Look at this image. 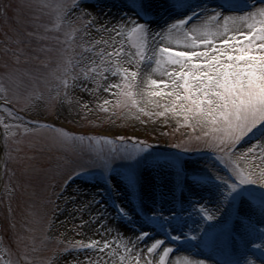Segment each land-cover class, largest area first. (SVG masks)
I'll use <instances>...</instances> for the list:
<instances>
[{"label":"snow or ice","instance_id":"1","mask_svg":"<svg viewBox=\"0 0 264 264\" xmlns=\"http://www.w3.org/2000/svg\"><path fill=\"white\" fill-rule=\"evenodd\" d=\"M11 7L3 5L4 16ZM29 7L35 13V30L28 35L48 42L41 45L39 52L55 51L57 58L55 66L41 76L16 67L0 76V126L6 134L21 128L25 134L51 129L58 134L55 142L64 150L87 148L97 153L95 170L80 164L63 183L55 182V171L50 175L48 169L32 165L24 169L35 173L41 193L47 203L53 204L55 219L79 218L73 227L83 238L70 242L75 255L65 259L64 264H210L188 255L173 258L171 254L177 249L170 241L152 234L160 227L172 240L198 241L205 248L228 247L243 229L259 236L260 242L254 247L264 251V196L255 197L244 191L245 186L253 185L264 191V0L243 14H225L219 8L193 12L158 31L136 19L113 21L102 17L84 0H31ZM90 29L99 39L92 36ZM82 34L91 39L81 53H76V37ZM171 41L182 47H173ZM23 43L19 36L6 34L4 51L14 65L27 56L21 49ZM36 59H40L38 53ZM48 61L45 56L41 62L49 66ZM153 64L161 78H153V71L149 70ZM111 76L117 79L103 88L111 99L97 101L99 110L115 115L114 109L122 108L121 117L140 120L146 116L148 119L141 121L145 124L158 117L168 123L171 116L177 118L178 126L191 132L199 130L195 140L209 150L211 157L203 168L187 166L186 146L178 144L175 147L180 151L158 152L153 145L137 142L135 137L126 141L123 136L74 135L22 114L45 98L39 90V80L47 84L51 77L56 81L55 98L63 94L71 102L69 90L80 88L92 93L99 90L100 80L108 81ZM26 78L31 84L26 83ZM89 84H97V88ZM13 103H23L24 108L18 111ZM83 107L92 111L87 102ZM257 132L258 139L244 143ZM102 145L108 147L104 149ZM95 172L101 174L103 181L96 178L95 190L83 180L77 182L79 177ZM117 176L120 180L114 182ZM26 182L32 186L33 178ZM72 184L76 187L72 188ZM17 187L23 190L24 183L18 180L10 195L15 194ZM121 188L130 199L123 203L117 200L111 208L115 216L109 218L110 206L104 194L110 191L118 197ZM48 189L52 191L49 193ZM201 189L214 193L215 207L195 199ZM150 196L160 207H146ZM130 204H139L138 212L147 218L138 229L116 223L114 231L115 218L128 224L136 222ZM245 205L249 211H245ZM257 209L261 219L254 223L251 213ZM31 216L32 223L40 222L35 211ZM197 221L199 227H195ZM149 224L154 226L145 230ZM27 239L18 234L17 258H10L13 250L8 247L0 255V264H30V260L35 264L30 257L35 248L27 244ZM53 261L49 258L41 264ZM247 264L257 262L249 260Z\"/></svg>","mask_w":264,"mask_h":264},{"label":"rangeland","instance_id":"2","mask_svg":"<svg viewBox=\"0 0 264 264\" xmlns=\"http://www.w3.org/2000/svg\"><path fill=\"white\" fill-rule=\"evenodd\" d=\"M138 0H92L85 1V4L93 7L102 17H106L113 21H121L128 19H136L143 23L138 15L135 13V3ZM156 0H140V7L142 11L151 12L156 20L150 23V27L153 31L164 30L168 25L166 21L161 22L157 17V7H155ZM168 3L169 8L173 10L172 22L176 19L183 18L193 12H199L201 10L216 9L219 8L228 13H240L252 10L253 5H259L260 0H231L235 3L234 8H226L222 5L220 0H165ZM31 0H0V76L6 71H9L12 67H16L25 72H32L36 76H41L50 71V67L55 66L57 53L55 51L49 53L39 52V48L43 43L37 37L29 36V32H33V17L34 10L29 7ZM10 4L12 7L8 11L7 17L4 16V4ZM246 3L249 5L248 9L240 10L239 4ZM179 12V13H178ZM176 13V14H175ZM75 21V17H71ZM78 26V22H77ZM159 28V29H158ZM92 36L99 39L95 31L90 29ZM6 34L8 36H19L24 43L21 45L23 52L27 53V56L21 57L20 63L14 65L11 58L5 54L4 43ZM91 37L87 35H81L76 37L75 52L81 53ZM173 47H182L176 45L175 41L170 42ZM39 54L40 59H36V54ZM45 56L49 57L48 64L45 66L41 61ZM8 65V67H6ZM155 68V66H154ZM79 71V69H77ZM158 78H161L158 73ZM117 77L111 76L108 81H99V90L88 93L83 89L77 88L76 90H69V100H65L63 94L59 98H55L56 93V81L51 77L48 79V83L45 84L43 80L37 81L39 84V90L44 94V99L36 102L35 106L31 110L24 109L22 114L29 120L39 119L41 123L53 122L57 124L58 128H63L65 131L71 132L74 135L89 134V135H108L113 138L120 136L125 137L126 141H131L133 137L136 141H146L147 143L156 147L158 152H175L181 149L176 148V145L186 146L188 152L185 153V159L188 162L187 166L203 168L204 162L210 160L209 150L204 148L202 144H199L195 137L199 135L197 132H191L190 129L184 126H178L177 118L169 116V122L164 123L162 117H158L156 121L145 124L142 120H147L148 117L143 116L140 120L132 118H123L120 116V112L124 111L122 108L114 109L115 115L112 112L100 111L97 105V101L102 99H111L109 93L103 90L104 85L108 82L116 80ZM26 83L31 84V80L26 78ZM91 88H97V84H89ZM53 99L50 101L49 96ZM160 100L161 98H155ZM88 103L91 112L87 111L83 104ZM13 108L21 110L24 108L23 103H13ZM110 107V106H109ZM151 110L155 111L154 108ZM2 115V113H0ZM111 117V119H109ZM29 127H34L29 125ZM57 128V127H56ZM0 255L4 254V250L10 247L13 250L11 259H16L15 250L17 248V235H25L28 237L27 244L30 247H34L35 251L30 252V257L35 261V264H41L43 261H47L49 258H54L53 264H64L65 259H69L75 255L72 250L71 241L81 240L82 235H78L73 225L79 223V218L73 220L68 219L66 216H59V219H55L53 216L52 208L53 204L47 203V197L40 191V182L35 179V173L29 169L24 171L27 165H32L37 169H48L49 174L52 175L55 171V182L63 183L65 179H68L71 175L73 168L83 164L85 167L95 170L96 165L94 157L97 155L95 150L85 149L84 151H71L64 150L59 147L55 142L54 137L58 134L51 129H36L35 132L25 134L23 128L12 129L11 132L5 133L2 126H0ZM191 137V139H189ZM259 137V132L250 135L245 141V144L254 142ZM7 140V143H5ZM19 141V142H17ZM106 149L107 145H102ZM11 157H18V159H12ZM28 157H36L35 160H28ZM5 162H7L5 166ZM117 163H120L119 161ZM59 166V167H57ZM220 167V165H217ZM15 173V175H13ZM227 174V173H225ZM33 178L32 186L26 182L29 178ZM102 183V177L99 172H95L88 176H81L77 182L83 180L88 183V186L95 190L97 186V179ZM24 183V189L16 188L14 195H10L13 186L17 185V181ZM120 180L117 176L114 182ZM72 188L76 187V184L71 185ZM58 190V189H57ZM52 189H48L50 193ZM244 191L250 193L255 197L264 196V191H261L259 186H245ZM151 192V189H149ZM111 193V192H110ZM109 194L108 191L104 194L105 201L109 204V218L115 216V213L111 212V208H114L112 200L117 203L129 201V197L125 195L124 189H120L119 196L115 194ZM112 196V197H111ZM195 199L204 201L209 207H215L212 201L215 199L214 193L201 189ZM54 201L55 198L52 197ZM59 203H63L60 201ZM146 207L155 209L160 205L151 196L146 200ZM139 204H130V209L133 215L137 217L135 223L128 224L127 221H121L119 218L112 220L113 230L115 231V224H126L130 229H138L140 224L147 218L143 217L138 212ZM35 211L39 218V223H32L31 212ZM245 211H249L248 206L245 205ZM169 213H166V215ZM87 218V217H85ZM227 218V214H226ZM251 218L254 223L260 222V215L258 209L251 213ZM54 221L50 227V222ZM61 221H64L62 224ZM154 225L149 224L145 230H151ZM193 225H189L192 227ZM174 227V225H170ZM195 227H199L197 221ZM211 232L205 233L206 237ZM63 234V235H61ZM154 237L164 238L177 249L180 246L190 248V253L193 258H199L195 254L200 252L198 241H186V244L181 245L182 241L169 240L168 233L163 227H160L158 231L152 233ZM174 234L180 235V232ZM91 235V233H89ZM259 236H252L245 232L243 229L239 230V236L237 240L228 247H212L211 254L205 259L210 262H215L214 257L218 254L222 255L227 260L236 259L240 260V264H247L249 260H255L257 264L264 263V251L256 249L255 243H259ZM67 250V251H65ZM197 251V252H196ZM175 252L172 255H174ZM214 255V256H213ZM31 264V260H30Z\"/></svg>","mask_w":264,"mask_h":264},{"label":"bare ground","instance_id":"3","mask_svg":"<svg viewBox=\"0 0 264 264\" xmlns=\"http://www.w3.org/2000/svg\"><path fill=\"white\" fill-rule=\"evenodd\" d=\"M154 3H155V7H157V12H158L157 17L160 18V21L161 22L166 21L167 25L172 23L173 18L171 15L173 14V10L171 8H169L168 3L165 0H156ZM228 14H230V13H228ZM154 66L155 65L153 64L152 68L149 70L153 71V78H158V73L154 71L155 70ZM198 248L200 249V247H198ZM189 251H190V248H188V247L187 248H185V247L179 248L178 251L174 255H172V257L175 258L176 256L188 255V256H191L193 258V256L191 255L192 253H190ZM200 252L201 253L197 252V254H195V255L197 257H199L198 259L206 260L205 258L208 257L209 254L207 252L202 251L201 249H200ZM194 259H197V258H194ZM239 262H240V260H239ZM210 264H215V263L210 262ZM259 264H264V263H259Z\"/></svg>","mask_w":264,"mask_h":264}]
</instances>
